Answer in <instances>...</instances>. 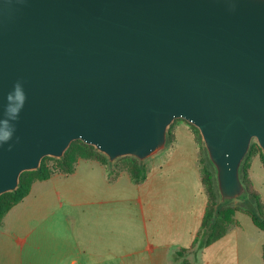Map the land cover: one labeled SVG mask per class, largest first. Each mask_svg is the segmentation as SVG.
Here are the masks:
<instances>
[{
    "label": "water",
    "instance_id": "95a60500",
    "mask_svg": "<svg viewBox=\"0 0 264 264\" xmlns=\"http://www.w3.org/2000/svg\"><path fill=\"white\" fill-rule=\"evenodd\" d=\"M27 101L0 146V195L74 140L145 160L176 118L195 125L219 202L247 196L264 153V0H0V103Z\"/></svg>",
    "mask_w": 264,
    "mask_h": 264
},
{
    "label": "crops",
    "instance_id": "0c3cea01",
    "mask_svg": "<svg viewBox=\"0 0 264 264\" xmlns=\"http://www.w3.org/2000/svg\"><path fill=\"white\" fill-rule=\"evenodd\" d=\"M167 189L158 180L135 185L123 176L111 181L99 162L80 159L70 173L33 181L27 195L5 213L0 264H125L123 213L139 224L135 239H150L125 256L134 264H167V253L156 248L179 246L185 236L191 242L201 224L191 205L187 216L170 213L164 204L169 203ZM115 224L122 229L116 236ZM97 230L103 235L96 240L91 234ZM208 247L197 264H208ZM218 254L211 264H219Z\"/></svg>",
    "mask_w": 264,
    "mask_h": 264
},
{
    "label": "rangeland",
    "instance_id": "374dc122",
    "mask_svg": "<svg viewBox=\"0 0 264 264\" xmlns=\"http://www.w3.org/2000/svg\"><path fill=\"white\" fill-rule=\"evenodd\" d=\"M82 149V141L74 140L62 156L65 154L66 158L68 156L78 157L79 153L83 152ZM103 156L108 160L105 154ZM60 158L45 156L41 159L39 167L48 170L56 169L59 166ZM131 160L130 157L125 156L118 157L113 161L108 160L105 176L107 178L109 174L113 176L110 179L111 181H116L125 176L129 182L135 185H145L158 180L168 188L166 197L169 203L164 204L166 207L170 206V213L181 212V216H187L186 211L189 210L188 206L191 205L194 214L198 212L201 221L206 207L219 202L215 170L208 160L201 134L195 125L183 118L174 119L168 126L166 143L161 150L145 160L135 161L133 159V163ZM138 164L144 168L146 177L143 181L134 183L131 181L129 169L131 165ZM241 165V181L249 191H258L256 192L259 193L264 207V153L256 139L252 140ZM206 171L211 173V180L207 178ZM23 172L19 177L18 184H26L27 181L37 175L35 170ZM12 198V193H6L0 197V213L11 202ZM224 206V208L227 207L231 211L233 210L232 218L234 222L230 225L226 224L227 222L219 224V227L224 231L217 240L222 238L224 241H220L210 246V248L209 245L206 246L209 248L205 256L208 264L215 261L217 253H219L217 256L219 264H264V231L254 224L248 212V207H254L249 194L244 198L230 201ZM260 217L264 220V213ZM136 228L139 229V224L136 225L133 219L123 213V262L125 264L132 263V259L125 256L127 252L134 251L140 245H147L148 240H150L146 237H142V241H140L141 237L135 239L133 234ZM199 228L200 224L197 232ZM121 230V227L115 224L112 228L113 235ZM97 235L102 236L103 234L98 230L91 234L94 239L97 238ZM184 239L185 241L182 240L179 242L181 245L176 247L156 248V250L160 249L161 253L164 251L167 253V264H197L203 260L206 247L197 249V246H193L194 238L191 242L188 241L187 236Z\"/></svg>",
    "mask_w": 264,
    "mask_h": 264
},
{
    "label": "trees",
    "instance_id": "16d2710c",
    "mask_svg": "<svg viewBox=\"0 0 264 264\" xmlns=\"http://www.w3.org/2000/svg\"><path fill=\"white\" fill-rule=\"evenodd\" d=\"M79 141H82V140H79ZM82 146H83V149L81 151L83 152H80L78 157L72 158L71 156H68L66 158L64 154V156L60 158L59 166L56 169L48 170L47 168H44V167H38L37 169H35L37 173L36 177L27 181L26 184H21V183L18 184V187L14 191H11V192L8 191V192L1 194L0 197L4 196L6 193H12L13 198L11 202L0 213V224H1L2 218L5 215V213L14 204L18 203L25 195H27V193L29 192L31 183L35 180L46 179L53 172H60L63 174L70 173L74 169L76 162L80 159L95 160L99 162L101 165H103V167L107 171V168H106V165L108 164L107 158H105L103 154L98 152L93 145L87 144L82 141ZM125 157H130V159L132 160L134 159L135 161H139V159L134 156L126 155ZM23 173L24 172H22L20 175H22ZM129 173L131 175V181L134 183H139L143 181L146 177V173H144V168L140 166L139 164L133 165V166L131 165V168L129 169ZM206 173H207V178L211 180L212 178L211 173L209 171H206ZM241 173H242V165L240 166V174ZM108 178L110 180L113 178V176L109 174ZM256 191L248 190L249 197L252 199L254 203L253 208L248 207V212L254 224L259 229L264 231V220L260 217L261 214L264 213V207L262 206L263 203L261 201V197L259 193H257L258 191L257 192ZM224 205L225 204H221L220 202H215L211 206L206 207L203 213V216H202L199 231L196 233L194 240H193V246L194 245L197 246V249H201L203 247L210 245L223 234L224 230L219 227L220 223L227 222L226 224L230 225L234 222L232 218L233 210L231 211V209L227 207L224 208L225 207ZM263 260H264V248H263Z\"/></svg>",
    "mask_w": 264,
    "mask_h": 264
},
{
    "label": "clouds",
    "instance_id": "9594fccd",
    "mask_svg": "<svg viewBox=\"0 0 264 264\" xmlns=\"http://www.w3.org/2000/svg\"><path fill=\"white\" fill-rule=\"evenodd\" d=\"M27 101V93L22 80L13 83L0 103V146L9 143L16 133V122L19 120Z\"/></svg>",
    "mask_w": 264,
    "mask_h": 264
}]
</instances>
